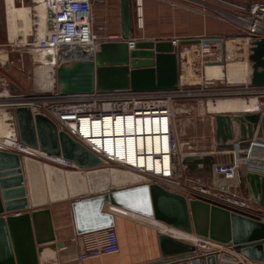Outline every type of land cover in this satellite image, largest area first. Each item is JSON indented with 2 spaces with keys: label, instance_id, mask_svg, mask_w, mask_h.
I'll return each instance as SVG.
<instances>
[{
  "label": "water",
  "instance_id": "95a60500",
  "mask_svg": "<svg viewBox=\"0 0 264 264\" xmlns=\"http://www.w3.org/2000/svg\"><path fill=\"white\" fill-rule=\"evenodd\" d=\"M119 6L122 39L99 41L93 61L45 65L48 90L89 93L94 89H178L182 64L177 46L171 39L138 38L129 48L130 0H119ZM52 28V14L48 12L47 29ZM204 37H183L182 44H195ZM50 58L47 54L46 60ZM247 58L250 84L264 86V37L250 41ZM13 113L22 145L60 156L78 169H63L0 149V264H38L37 254L48 251L55 260L52 264H58L56 251L62 243L54 240L49 208L38 207L64 200L71 201L77 234L114 227L113 209L120 207L184 234L194 233L227 244L249 259L233 264L264 262V222L199 198H186L182 193L146 182L137 173L102 167L103 160L59 130L45 115L32 114L27 106H18ZM213 119L216 150L230 149L234 138L244 147L254 133L264 136V112L215 113ZM182 162L190 170L203 164L209 172L214 156L190 154ZM217 177L222 178L223 174ZM237 178L246 186L248 201L264 208V175L245 172L241 176L237 173ZM104 205L112 212L104 210ZM157 242L160 257L136 264H218V254L207 253L170 233L158 232ZM223 256L234 261L229 254Z\"/></svg>",
  "mask_w": 264,
  "mask_h": 264
},
{
  "label": "built area",
  "instance_id": "2783aa9c",
  "mask_svg": "<svg viewBox=\"0 0 264 264\" xmlns=\"http://www.w3.org/2000/svg\"><path fill=\"white\" fill-rule=\"evenodd\" d=\"M17 1L23 3V0ZM92 2L93 0H43L46 13L43 20L45 30L42 34H37L36 22L32 39L27 43L25 41V44L30 46L29 51L36 66L94 60L99 41L102 39L92 30ZM1 4L5 9L6 0H0V6ZM211 9L228 21L238 34L227 38L204 37L195 44H182L184 38L179 37L171 39L172 44L177 46L181 64H185L188 68H191L197 59L196 63L203 71L207 64L221 65L227 71V64L232 61H228V55L223 53L227 40L233 43L243 40L246 59L250 41L264 37V0L250 2L246 11H229L215 6ZM48 12L52 14L53 21V28L50 30L47 29ZM116 39H122V36ZM136 39L133 36L127 39L129 48L134 46ZM192 46L198 49L195 59L186 52L189 50L188 47ZM44 53L51 56L50 60L39 59V55ZM248 74V82L243 81V93L252 94L259 100L254 111L262 114L264 86H252L250 71ZM187 78L192 82L189 83ZM201 78L204 83V93L201 94L204 97H212L220 93L222 89L216 88L215 85L217 79L205 75ZM199 82L184 76L180 70L179 87L176 90L127 89L106 92L94 89L89 93H63L58 89L51 91L36 86L31 92H21L2 77L0 78V109H6L10 115L14 139L18 143L20 142L13 111L18 106H27L32 114L45 115L59 130L66 132L103 160L105 163L102 167L131 171L143 176L146 182L157 183L166 189L185 193L187 197L207 200L244 215H253L255 211L250 207L248 199L236 196L239 184L237 173L242 175L245 172H252L264 175V136L262 135L257 136L254 133L247 139L248 145L244 147L241 146L240 140L234 138L230 149L216 150L214 146V149L208 153L228 156L227 161H214L211 165V170L208 172L209 185L217 190L228 188L232 190V195L211 191L198 178L189 179L188 182L182 180L184 171L188 169L182 162L183 157L200 154L183 150L185 144L179 142L175 132L173 102L186 96H197ZM0 149L23 154L13 148ZM55 157L61 159L62 164H53L67 169H78L72 162L60 156ZM201 169L204 170V165L198 164L197 169L192 172ZM218 174H223V177L218 178ZM72 240L78 243V258L82 260L119 250V238L114 227L87 231L78 234ZM198 241L203 243L201 239ZM231 261L229 264L233 263V260Z\"/></svg>",
  "mask_w": 264,
  "mask_h": 264
},
{
  "label": "crops",
  "instance_id": "0c3cea01",
  "mask_svg": "<svg viewBox=\"0 0 264 264\" xmlns=\"http://www.w3.org/2000/svg\"><path fill=\"white\" fill-rule=\"evenodd\" d=\"M187 1L192 2V0ZM195 1L198 3L197 0ZM249 1L245 0V2L241 4L240 2L227 0H212L213 3L210 5L208 4V6L210 9L212 6H228L246 11V6L248 3H250ZM176 2H173L172 0H130V26L132 36L136 38L170 40L173 38L189 36H219L222 38H227L228 36L238 34V32L234 30L233 26L228 21L222 19L217 13H211L204 7L203 9H192L190 7L179 5ZM204 2L206 1L204 0ZM204 2L202 4H204ZM132 7L134 8V22H132ZM149 10L152 13L150 15L148 14ZM165 12L168 13L167 16L165 15ZM149 17L153 20H158L156 21L157 24H155L153 27L152 33L159 36L150 35L152 33L149 32H143L142 35H138L140 34V29L143 28L144 21ZM93 21L94 19L92 20V30L102 40H115L119 36H122L120 14L119 29L103 30L102 32L97 33L93 29ZM165 22L168 23V26L164 25ZM180 49L184 48L180 47ZM223 53L228 55V57L229 55L233 56L236 54L234 47H228L225 45L223 47ZM242 185L245 189L246 186L243 181ZM182 194L185 195L186 198H190L187 197L185 193ZM237 194L239 195L240 192L237 191ZM42 207L49 208L54 231V240L55 242L62 243V247L58 248L56 251V259L58 264H136L147 262L160 257L159 246L157 242L158 232L170 233L173 237L187 243L194 244L196 248H202L203 250L207 251V253L218 254L216 261L218 264H227L226 262H232L230 258L223 256V253L233 256V262L249 261V259L244 254L236 252L233 247L227 244L219 243L208 237L194 233L184 234L182 232L173 230L168 226L167 228L171 232L161 231L156 228L157 226L155 224L160 222L142 217L120 207L113 209L115 223L114 228L116 229L119 238V250L115 253L92 256L82 260L78 258V243L72 240V238L78 234L75 230L71 201L64 200L55 203H48L47 205L38 208ZM251 208L255 211V214L247 216L264 222V208L253 204H251ZM104 210L111 211L107 205H104ZM12 213L13 212L10 214ZM13 215H16V213H13ZM160 224L166 226L162 223ZM185 235L196 237L197 240L201 239L203 242L205 240L207 243L209 242V247L204 249V247L196 244L198 242L197 240L191 242V240L185 239ZM37 262L38 264H52L55 262V260L53 259V255H50L48 251L46 254H44V252H42V254H37ZM260 264H264V262Z\"/></svg>",
  "mask_w": 264,
  "mask_h": 264
},
{
  "label": "rangeland",
  "instance_id": "374dc122",
  "mask_svg": "<svg viewBox=\"0 0 264 264\" xmlns=\"http://www.w3.org/2000/svg\"><path fill=\"white\" fill-rule=\"evenodd\" d=\"M15 1L17 6H29L30 8V17H31V31L28 35H26V43L32 39V34L34 33V15L36 13L35 9H33L32 0H23V3H19V1ZM179 5H183L186 7H190L192 9H203V7L214 13L212 9L208 6L212 2V0H192V2H188L187 0H172ZM227 1H234L240 2L243 4L245 0H227ZM261 0H250L249 2H259ZM204 2V4H202ZM216 7V6H215ZM219 8L229 10V11H236L241 10L233 7L228 6H220ZM132 22H134V8L132 7ZM244 11V10H241ZM119 0H93L92 2V18L93 21V29L100 33L103 30H113L119 29ZM148 14H152L149 10ZM163 15V13H162ZM167 16L168 13L165 12ZM158 20H153L152 18H147L144 21L143 28L140 29V34L142 35L143 32L152 33L153 27ZM6 15L5 9L3 4L0 6V54L4 55V61H0V78H5L10 85L13 87H17L21 92H31L33 91L35 76H34V69L36 64L32 61V56L29 51L30 46L24 44V42L20 41L23 35L21 34L22 31H18L17 36L11 41L8 35L7 30V23H6ZM162 23V22H161ZM165 26H168V23H164ZM235 30V29H234ZM156 35L157 34H150ZM233 36V35H232ZM136 38V37H135ZM138 38V37H137ZM20 41V42H19ZM228 41V40H227ZM244 41L241 40L238 43L233 42H226V46L234 47L235 55L230 56L228 61L232 60L237 62L238 61H246L247 70L245 72L244 79L248 82L247 74L250 71V62L248 58L245 59L244 57V50L245 45ZM187 48V47H186ZM189 56L195 59L198 49L195 46L188 47ZM242 54V55H241ZM197 60V59H196ZM196 60L191 65V68L186 67L185 64L181 65V71L184 76L192 77L193 80L200 81L199 91L197 92V96H186L182 99L176 100L173 102V109H174V123H175V132L177 134L178 140L180 143L185 144L183 146V150L187 151L190 150L194 153H199L200 157L208 155L210 151L214 149L215 146V139H214V119L213 114L207 111V103L210 99L213 101L215 98H223V97H242L247 98L249 96H254L252 94H245L243 93V81L236 82V83H229L225 78L217 79L215 81L216 88H221L222 90L218 95L215 96H205L201 93H204V83L201 77H204V71L201 67L196 63ZM224 74H226V70H222ZM187 72V73H186ZM249 75V74H248ZM196 78V79H194ZM200 79V80H199ZM197 82V81H195ZM190 83V82H189ZM187 84V83H185ZM195 86V85H192ZM196 86H198L196 84ZM203 90V91H202ZM14 134V132H13ZM189 147V148H188ZM7 151V150H6ZM213 155V154H212ZM52 156V155H51ZM214 161L217 162H225L228 160V156L223 155H213ZM31 157V156H30ZM35 158V157H32ZM39 161H42L38 158H35ZM46 162V161H42ZM48 163V162H46ZM52 164V163H49ZM53 165V164H52ZM58 166V165H55ZM63 169H67L61 166H58ZM73 170V169H67ZM76 170V169H74ZM190 169H186L184 171V175L182 180L184 182H188L189 179L193 180L198 178L200 181L204 182V185L208 186L211 191H218L220 193L232 195V190L228 188H224L222 190H217L213 186L209 185V173L205 170H198V172ZM241 176V174H240ZM193 177V178H191ZM240 186V190H239ZM240 194H236L237 197L242 199H248L246 191L242 185V180H239L238 189H236ZM207 201V200H205ZM209 202V201H208ZM213 203V202H211ZM218 205V204H217ZM250 207L251 204L249 203Z\"/></svg>",
  "mask_w": 264,
  "mask_h": 264
},
{
  "label": "bare ground",
  "instance_id": "6f19581e",
  "mask_svg": "<svg viewBox=\"0 0 264 264\" xmlns=\"http://www.w3.org/2000/svg\"><path fill=\"white\" fill-rule=\"evenodd\" d=\"M33 9L36 11L37 21V34H42L45 30V23H44V16H45V9L43 5V0H33ZM30 8L29 6H17L14 0H6L5 6V15H6V23H7V30L10 40L12 41L16 36L18 31H22L23 37L20 41H26V35L29 34L31 31V17H30ZM25 44V43H24ZM226 46V45H225ZM229 47V46H228ZM231 47V46H230ZM226 49V48H225ZM1 52V51H0ZM47 54V53H46ZM46 54H40L39 59L46 60ZM0 61H4V55L0 54ZM230 61L227 64V71L226 74L223 73V67L218 64H207L205 67L204 75L208 78H225L228 82L236 83L242 82L245 76V72L247 70V63L246 61ZM44 66L36 67L35 71V84L40 88H46L49 86L47 85L48 80L46 79L44 73ZM187 73V72H186ZM188 76V75H187ZM191 77V76H190ZM192 78V77H191ZM188 82H192L189 78L186 79ZM200 80V79H199ZM246 80V79H244ZM207 104V111L211 112L212 114L215 113H227V112H255L259 100L254 96H249L247 98L242 97H221L215 98L213 101L211 99L206 102ZM12 130V121L10 115L7 113L6 109H0V147L4 148H13L15 150H19L21 153L27 156L39 158L49 163H58L62 164V160L56 158L55 156L48 155L39 149L31 148L26 145H22L18 143L14 139V134ZM215 200L213 198H210ZM156 228L161 231H167V226H163L160 223H155ZM166 228V229H165ZM185 239L191 240V242L197 240L196 237H191L185 235ZM198 241V240H197ZM209 243V242H208ZM206 241L203 243L198 241L196 244L204 247L207 249L209 247ZM216 247V246H214ZM223 248V247H221ZM227 264L231 262H226ZM233 264V263H232Z\"/></svg>",
  "mask_w": 264,
  "mask_h": 264
},
{
  "label": "flooded vegetation",
  "instance_id": "af4514ba",
  "mask_svg": "<svg viewBox=\"0 0 264 264\" xmlns=\"http://www.w3.org/2000/svg\"><path fill=\"white\" fill-rule=\"evenodd\" d=\"M204 170H205V167H204ZM206 171V170H205Z\"/></svg>",
  "mask_w": 264,
  "mask_h": 264
}]
</instances>
